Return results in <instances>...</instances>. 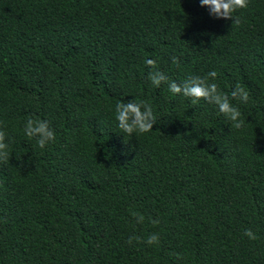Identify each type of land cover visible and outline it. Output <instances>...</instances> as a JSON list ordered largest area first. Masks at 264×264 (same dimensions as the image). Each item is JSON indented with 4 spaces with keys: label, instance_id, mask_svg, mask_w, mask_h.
<instances>
[{
    "label": "trees",
    "instance_id": "obj_1",
    "mask_svg": "<svg viewBox=\"0 0 264 264\" xmlns=\"http://www.w3.org/2000/svg\"><path fill=\"white\" fill-rule=\"evenodd\" d=\"M234 15L232 29L200 0H0V264H264V0ZM146 59L180 85L215 71L244 127L153 86ZM133 100L156 125L126 138L114 108ZM30 117L54 143L24 134Z\"/></svg>",
    "mask_w": 264,
    "mask_h": 264
},
{
    "label": "clouds",
    "instance_id": "obj_2",
    "mask_svg": "<svg viewBox=\"0 0 264 264\" xmlns=\"http://www.w3.org/2000/svg\"><path fill=\"white\" fill-rule=\"evenodd\" d=\"M201 6L210 10V14L218 19L233 21L232 29L239 26L241 19L235 16L234 13L246 9L249 5V0H200ZM174 64H179L177 57L172 58ZM145 64L152 71L148 74V79L156 88H160L162 84H168V91L173 95H183L190 98L192 104H198L201 100L209 104L215 105L218 114L223 116L228 121L231 129L240 130L244 127L245 121L241 119V111L231 102L229 95L218 90V85L214 82L217 73L209 72L206 76H191L184 81L182 85L172 81L164 72L160 71L156 62L152 59H146ZM231 99L240 103L249 101L248 91L237 84L230 93ZM115 120L119 133H122L126 138L129 136H138L150 133L156 125V116L153 113L151 106L144 101L137 102H118L114 108ZM24 134L29 139H35L36 144L40 149H45L50 143H54L56 139L55 131L51 128L49 122L39 118H28L23 127ZM10 159L9 142L4 131L0 130V162L6 163ZM132 216L136 218V222L141 224L144 222V216L132 212ZM154 225L159 224V220L151 221ZM243 235L249 240H256L257 236L251 229H245ZM133 241L138 243H147L155 245L159 243V235L157 233L148 234L145 240L140 236H130L128 243Z\"/></svg>",
    "mask_w": 264,
    "mask_h": 264
}]
</instances>
